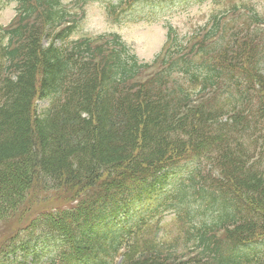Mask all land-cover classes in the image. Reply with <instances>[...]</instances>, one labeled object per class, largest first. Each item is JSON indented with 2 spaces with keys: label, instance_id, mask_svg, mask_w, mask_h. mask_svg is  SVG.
Returning a JSON list of instances; mask_svg holds the SVG:
<instances>
[{
  "label": "trees",
  "instance_id": "obj_1",
  "mask_svg": "<svg viewBox=\"0 0 264 264\" xmlns=\"http://www.w3.org/2000/svg\"><path fill=\"white\" fill-rule=\"evenodd\" d=\"M17 3L0 28V220L33 185L72 202L0 230V264H264V0L188 47L174 34L151 73L115 34L68 46L60 0Z\"/></svg>",
  "mask_w": 264,
  "mask_h": 264
},
{
  "label": "rangeland",
  "instance_id": "obj_2",
  "mask_svg": "<svg viewBox=\"0 0 264 264\" xmlns=\"http://www.w3.org/2000/svg\"><path fill=\"white\" fill-rule=\"evenodd\" d=\"M62 1L72 2L73 0ZM117 2L118 0H88L83 7L84 17L69 39L94 38L103 33H117L138 59L149 62L163 45L168 27L175 30L179 37L188 40L191 34L205 28L213 15L224 11L228 4L251 3L261 7L263 0H131L125 9H121L123 10L121 15L115 20L107 15L106 7L109 3L114 5ZM14 5V2H10L0 10V26L6 25L13 18ZM72 12L80 13L79 9H73ZM49 41L50 38L44 39L43 44L47 45ZM47 106V101L34 102L38 113ZM256 150H253L254 154ZM205 168L209 166L205 165ZM48 194L50 199L47 200L44 196ZM61 198L56 199L53 191H49L40 184L33 185L27 192L21 210L19 205L11 215L7 214L0 220V230L6 233L11 228L25 226L40 213L43 214L53 207H65L72 202ZM200 217L203 218L204 213H200ZM178 227L179 222L175 216L172 213L166 214L157 227L158 235L164 239L174 237ZM1 236L4 235L0 233Z\"/></svg>",
  "mask_w": 264,
  "mask_h": 264
}]
</instances>
